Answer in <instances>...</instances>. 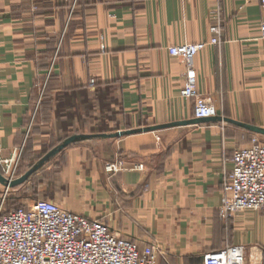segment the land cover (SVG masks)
Listing matches in <instances>:
<instances>
[{"label": "crops", "instance_id": "obj_1", "mask_svg": "<svg viewBox=\"0 0 264 264\" xmlns=\"http://www.w3.org/2000/svg\"><path fill=\"white\" fill-rule=\"evenodd\" d=\"M73 2L0 0V155L18 160L17 178L34 171L25 182L50 174L38 184L45 198L157 245L159 264H204L233 245L261 261L264 212L218 210L234 151L260 133L183 124L195 100L168 50L210 42L220 20V42L195 57L200 99L264 128L261 0Z\"/></svg>", "mask_w": 264, "mask_h": 264}, {"label": "built area", "instance_id": "obj_2", "mask_svg": "<svg viewBox=\"0 0 264 264\" xmlns=\"http://www.w3.org/2000/svg\"><path fill=\"white\" fill-rule=\"evenodd\" d=\"M77 1L74 0L72 9ZM261 2L264 6V0ZM220 25L218 20L212 27L214 36L210 42L183 43L168 49L186 64L181 94L195 100V118L219 115L212 98L200 99L194 61L208 44L220 42ZM261 35L264 37V23ZM1 149L0 144V152ZM122 164L108 168L118 171L124 169ZM0 166L5 178L17 179L18 160L0 155ZM7 197L5 193L0 202V264H159L162 251L157 245L141 247L103 221L70 212L47 198L27 207L7 208ZM218 210L224 219L244 211L264 212V140L254 137L234 151L232 169L223 178ZM247 252L244 245L227 246L206 254L204 264H264V256L261 261L256 257L248 259Z\"/></svg>", "mask_w": 264, "mask_h": 264}, {"label": "rangeland", "instance_id": "obj_3", "mask_svg": "<svg viewBox=\"0 0 264 264\" xmlns=\"http://www.w3.org/2000/svg\"><path fill=\"white\" fill-rule=\"evenodd\" d=\"M222 122H225V121H222ZM251 136H252L251 137L252 139L250 142H252L254 137H257L260 140H264V135L262 134H251ZM54 168L55 167H53L51 171H53ZM0 172L3 174V169L1 168V166H0ZM48 175L50 174L48 173H46L45 175L40 174L32 178L31 180L25 183H22V184H18L16 186H7V185H4L2 182H0V202L2 201L5 193L6 194L8 193V197L5 203L7 208H14V207H21V206L27 207L29 205H32L36 200L40 198H45L40 190V187L38 188V184L41 180V176H44L45 178H47ZM13 197H18V198H15L16 199L15 200L13 199Z\"/></svg>", "mask_w": 264, "mask_h": 264}, {"label": "water", "instance_id": "obj_4", "mask_svg": "<svg viewBox=\"0 0 264 264\" xmlns=\"http://www.w3.org/2000/svg\"><path fill=\"white\" fill-rule=\"evenodd\" d=\"M217 120H219V121H225V122L232 123V124H235V125H239L241 127H244L246 129H249V130H251L253 132L260 133V134H264V128H262V127H259V126H256V125H252V124H248V123L241 122V121H237V120H234V119H231V118H228V117H225V116H221V115H218V116H215V117H207V118H194V119H192L190 121H183V124L202 123V122L217 121ZM71 141H73V138L68 139L67 141H65L59 147V149L61 150V149L65 148L66 146L69 145V143ZM51 155L52 154L48 155L46 158H48ZM33 172L34 171L31 170L28 173H26L25 175H23V176L15 179V180H12V181H9L0 172V182H2L4 185H7V186H16L18 184L24 183Z\"/></svg>", "mask_w": 264, "mask_h": 264}, {"label": "trees", "instance_id": "obj_5", "mask_svg": "<svg viewBox=\"0 0 264 264\" xmlns=\"http://www.w3.org/2000/svg\"><path fill=\"white\" fill-rule=\"evenodd\" d=\"M15 198H18V197H13V199H15ZM16 200V199H15Z\"/></svg>", "mask_w": 264, "mask_h": 264}]
</instances>
